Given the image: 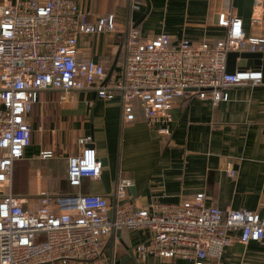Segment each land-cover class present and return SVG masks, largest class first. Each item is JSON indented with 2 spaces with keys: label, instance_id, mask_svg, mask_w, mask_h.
I'll use <instances>...</instances> for the list:
<instances>
[{
  "label": "built area",
  "instance_id": "2783aa9c",
  "mask_svg": "<svg viewBox=\"0 0 264 264\" xmlns=\"http://www.w3.org/2000/svg\"><path fill=\"white\" fill-rule=\"evenodd\" d=\"M253 2L252 24L261 26L264 0ZM116 25L114 14L90 22L76 0H5L0 5V264H114L109 239L123 229L151 232L134 249L142 263L156 257L228 264L220 260L235 232L243 244L264 242V210H223L207 205L204 192L148 207L135 204L131 178L119 180L114 204L109 195L41 190L32 205L13 193L15 162L32 143L29 115L45 90L119 97L123 121L141 117L169 134L178 98L196 95L218 106L229 99L231 86L264 84L262 68L227 71L231 53H264V36H249L231 6L219 14L225 34L214 41H173L168 34L148 40L132 29L123 69L106 81L105 65L80 55L78 41L82 35L113 33ZM78 143L79 152L68 158L67 181L79 188L87 177L101 178L103 162L91 135ZM53 155V150L41 152L43 159Z\"/></svg>",
  "mask_w": 264,
  "mask_h": 264
},
{
  "label": "crops",
  "instance_id": "0c3cea01",
  "mask_svg": "<svg viewBox=\"0 0 264 264\" xmlns=\"http://www.w3.org/2000/svg\"><path fill=\"white\" fill-rule=\"evenodd\" d=\"M5 0H0V5ZM97 20L108 14L116 16V31L109 34L79 37V54L103 63L111 77L120 74L127 55V39L138 29L145 39L168 34L173 41H214L224 36L218 26L219 14L230 6L244 21L249 36H264L261 26L252 24L253 0H76ZM264 17V16H263ZM116 61V63H115ZM238 61L240 59L238 58ZM262 68L248 59L246 67ZM110 77V78H111ZM109 78V79H110ZM229 99L218 106L209 99L184 95L176 100L169 134L149 126L141 117L133 122L122 119L119 97L107 100L94 90L62 94L58 90L41 92L29 122L32 143L25 157L41 161H65L79 152V139L91 135L100 159H106L100 179L85 178L81 187L67 185L59 192L109 195L114 193L121 178H131L130 189L137 206L152 202H180L205 193V203L223 210L247 208L264 210V84L236 85L227 89ZM63 96V97H62ZM53 150L50 158L41 152ZM230 170L235 175L230 174ZM29 189L22 178L13 174L15 195L35 202L44 188L41 177ZM151 236L148 230L130 231L110 236L109 246L119 247L116 258ZM114 259V264L115 260ZM221 262L228 264H264V242L243 244L235 232L233 242L225 249ZM139 262V261H138ZM139 264H191L182 259L160 260L149 257ZM207 264H216L208 260Z\"/></svg>",
  "mask_w": 264,
  "mask_h": 264
},
{
  "label": "rangeland",
  "instance_id": "374dc122",
  "mask_svg": "<svg viewBox=\"0 0 264 264\" xmlns=\"http://www.w3.org/2000/svg\"><path fill=\"white\" fill-rule=\"evenodd\" d=\"M14 174L17 180H21L29 189L33 184L37 185L41 177V182L44 188L49 189L50 193H59L67 185L68 179V163L65 161H41L38 159H29L22 163H17L14 167ZM34 205V202H32ZM119 247H115L114 252H118Z\"/></svg>",
  "mask_w": 264,
  "mask_h": 264
},
{
  "label": "water",
  "instance_id": "95a60500",
  "mask_svg": "<svg viewBox=\"0 0 264 264\" xmlns=\"http://www.w3.org/2000/svg\"><path fill=\"white\" fill-rule=\"evenodd\" d=\"M238 58L240 59V61H238ZM248 59L256 60L257 64L262 66V70L264 72V53H250V52L229 54L227 71L230 73H234L237 67H246V63ZM114 67L109 71L106 81L109 80V78L111 77ZM101 160L103 162V166H105L107 164L106 159H101ZM131 189L133 190V188ZM117 233H121V231H118ZM115 264H139V262L134 254V251L130 249L127 252V254H125V256L116 258Z\"/></svg>",
  "mask_w": 264,
  "mask_h": 264
}]
</instances>
